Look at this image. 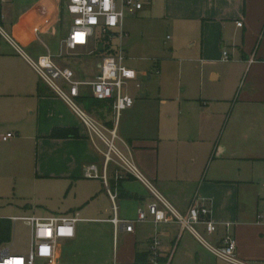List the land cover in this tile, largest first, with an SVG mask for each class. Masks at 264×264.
I'll return each instance as SVG.
<instances>
[{
	"label": "crops",
	"instance_id": "1",
	"mask_svg": "<svg viewBox=\"0 0 264 264\" xmlns=\"http://www.w3.org/2000/svg\"><path fill=\"white\" fill-rule=\"evenodd\" d=\"M67 4L68 0H0V145L15 148L25 140L35 142L36 178L62 181L79 197L63 212L36 217L78 214L81 221L76 237L59 244L55 261L38 260L35 264H142L156 231L162 242L163 264H230L176 223L156 226L151 216L145 223H137L138 210L153 202L149 190L117 160L106 163L104 142L90 133L27 62L25 57L36 59L50 53L59 65L74 71L76 80L95 79L104 53L109 51L92 41L67 55L64 40L71 23ZM142 5L127 19L160 21L178 36L175 44L185 40L193 42L191 48H199L201 66L223 63L229 71L210 72L212 82L225 80L223 89L207 96L212 100L199 103L181 94L177 98L180 108L189 112L181 115L180 129L190 135L188 140L194 145L190 153L187 149L161 155L162 114L155 115V103L149 102L143 86L137 87L139 81L128 84L141 89L142 94L132 96L133 107L122 113L116 146L179 213H187L195 196L207 202L217 232L209 235L203 225L197 229L211 246L220 247L230 232L236 238L240 261L264 264V193L247 179L264 176V0H151L150 5ZM238 22L243 27H238ZM231 51L238 59L235 66L231 65ZM33 73L38 81L32 78ZM203 75L201 69L202 79ZM202 84L204 88V81ZM90 92L88 87L81 88L80 102L95 103L88 115L104 129L113 130L112 102L101 104ZM166 102L160 99L158 103ZM220 103H226L228 111ZM148 104L152 113L145 111ZM58 130L68 131L71 137L53 138ZM10 133L14 137L3 141L2 136ZM96 173L98 177H90ZM111 195H116L118 218L135 221L132 233L124 228L116 231L110 223L116 215ZM95 204L93 215L83 218ZM5 249L9 246L0 252ZM29 249L18 255H26Z\"/></svg>",
	"mask_w": 264,
	"mask_h": 264
},
{
	"label": "built area",
	"instance_id": "2",
	"mask_svg": "<svg viewBox=\"0 0 264 264\" xmlns=\"http://www.w3.org/2000/svg\"><path fill=\"white\" fill-rule=\"evenodd\" d=\"M73 7L83 8V11L73 12ZM143 5L133 0H112V8L106 12L104 10L103 0H68L67 11L71 17V23L68 35L64 40V46L67 55L77 51L80 47H86L92 41L97 39L96 30L101 31L102 49L108 52L98 67V72L93 81L83 82L75 79L74 71L69 67L59 65L54 57L48 53L36 59L25 57L29 65L34 69L40 80L55 95H57L83 122L90 133L101 139L107 147L105 154L106 163L117 160L119 166L127 173L135 177L150 192L153 202L146 209H139L137 223H145L148 216L153 218V223L158 226L161 223H176L182 231L191 233L201 244L206 246L217 258L230 264H248L237 258V241L235 236L227 232L222 240L220 247L211 246L200 234L197 227L203 225L207 234L213 235L217 232V224L211 218V208L205 200L197 196L193 199L186 214L179 213L171 203L159 192L155 186L143 175L135 165L130 156L124 155L116 146L117 132L116 127L124 111L131 109L134 105V99L126 92V87L131 82L138 81L137 72L126 65L128 59L124 47L123 22L125 11L129 14H135L141 10ZM91 8L92 11H88ZM111 15H117V24L115 27L107 23ZM91 17L97 18L96 24L89 23ZM83 23H77V21ZM238 27H243L242 22L237 23ZM78 33L85 34V41L79 43L75 37ZM114 40H119L117 47L112 50ZM111 49V50H109ZM224 60H229L227 52L224 53ZM252 62V60H250ZM126 71H132L134 75H125ZM90 88L91 97L98 102H112L115 128L113 130L104 129L97 124L88 113L79 107L78 102L82 98L81 88ZM140 88V84L137 85ZM13 134L2 136L3 141L13 138ZM91 170L96 171L95 167ZM98 177L97 173L94 176ZM105 179V178H103ZM114 202V213L116 214L110 223L113 224L116 231L121 228L128 233H132L135 228V221L122 220L117 216V207L115 205L116 195H111ZM262 218V217H261ZM11 221L24 222L31 229L30 249L26 255L11 254L8 249L0 252V264H35L38 260L53 262L57 256L59 244L62 241L72 240L76 237V226L81 221L79 215L71 217H21L12 218ZM61 227H72L73 235L62 236L59 234ZM228 227V226H227ZM42 231H48L51 235L42 236ZM48 248L47 253L44 249ZM142 264H163L162 261V242L156 231L150 239L147 259ZM169 264V263H167Z\"/></svg>",
	"mask_w": 264,
	"mask_h": 264
},
{
	"label": "rangeland",
	"instance_id": "3",
	"mask_svg": "<svg viewBox=\"0 0 264 264\" xmlns=\"http://www.w3.org/2000/svg\"><path fill=\"white\" fill-rule=\"evenodd\" d=\"M138 1L146 6L151 3V0ZM133 15L125 11L124 20L127 17L131 18ZM144 19L140 17L137 21L126 20L127 30L124 29V45L126 48L124 50L130 59L126 62V65L138 73V83L141 87L143 86V90L149 96V102L155 103V115L162 114L161 155L178 150L184 153L187 149L190 153L194 146L188 140L190 135L187 131H181L180 129V122L184 119L181 118V115L185 116L189 112L185 107L180 108L177 98L181 94L183 98L185 96L187 99H198L199 103L201 100H212L207 96L209 97L212 91L217 93L218 90L223 89L225 80L214 83L210 80L209 74L213 70H219L226 74L229 71L228 64L219 63L216 66L205 64L201 66L199 63L201 59L199 48L190 47L193 42L182 40L175 44V41L179 39L175 33L169 31L158 20ZM126 31H128L129 36H126ZM96 34L97 39H99L98 42H100L101 31L97 29ZM167 37L170 39H167ZM230 54L233 55L232 51ZM104 55H107V53H104ZM235 55H233L231 61L232 66H235L234 64L238 60ZM201 69L204 73L203 79ZM149 76L151 77L150 80L147 79ZM32 78L38 81L34 73ZM203 81L204 88L202 86ZM126 89L128 94L133 97H140L142 94V90L137 89L133 84L127 86ZM229 94L227 91L226 95ZM160 99L167 102L159 104ZM91 104L95 103L91 101L78 102L79 107L86 112H89ZM101 104L105 103L102 102ZM225 106L227 107L226 103H220V107ZM145 107L146 112L152 113L153 109L150 104ZM226 107L225 109H227ZM196 108L198 110V106ZM205 110L208 111V108L205 107ZM198 120L199 115H197L196 124H198ZM9 129L16 131L12 126ZM177 135L179 140L176 138ZM37 154L36 143L29 140L23 141L15 148H6L0 145L1 218L11 220L13 217H47L52 215L53 212H63L79 201V197L76 198L75 196L74 189H69L70 185L62 181L36 178ZM247 179L253 180L256 185L262 187L264 193V176L260 175L256 178ZM96 206L97 204L92 206L91 211L84 213L82 217H91ZM12 224V242L2 248L9 246L11 254H24L30 246L31 229L22 221H12ZM119 239H123V236L120 235Z\"/></svg>",
	"mask_w": 264,
	"mask_h": 264
},
{
	"label": "clouds",
	"instance_id": "4",
	"mask_svg": "<svg viewBox=\"0 0 264 264\" xmlns=\"http://www.w3.org/2000/svg\"><path fill=\"white\" fill-rule=\"evenodd\" d=\"M103 5H104V10L106 12L110 11L111 8H112V0H103ZM71 11L73 12H79V11H83V8H77V7H73L71 9ZM88 11H92L91 8L88 9ZM98 21H97V18L96 17H91L90 18V21L89 23L91 24H96ZM77 23H83V21H77ZM107 23L110 25V26H113L115 27L116 24H117V15H111L108 19H107ZM76 41L79 42V43H83L85 41V34L84 33H78L75 37ZM125 75L127 76H132L134 75V73L132 71H126L125 72ZM73 228L72 227H61L59 229V234L62 235V236H71L73 235ZM42 236H48V235H51L50 232L48 231H42L40 233ZM49 251L48 248H45L44 249V252L47 253ZM9 264H13V262H9Z\"/></svg>",
	"mask_w": 264,
	"mask_h": 264
},
{
	"label": "trees",
	"instance_id": "5",
	"mask_svg": "<svg viewBox=\"0 0 264 264\" xmlns=\"http://www.w3.org/2000/svg\"><path fill=\"white\" fill-rule=\"evenodd\" d=\"M53 138H68L71 137L68 131L58 130L52 134ZM13 237V224L10 219L0 218V250L2 247L9 245Z\"/></svg>",
	"mask_w": 264,
	"mask_h": 264
}]
</instances>
